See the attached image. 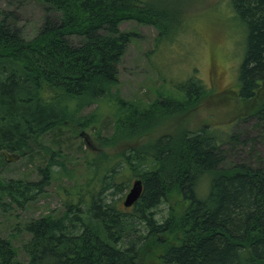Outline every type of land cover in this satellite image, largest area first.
Returning <instances> with one entry per match:
<instances>
[{"label":"trees","instance_id":"16d2710c","mask_svg":"<svg viewBox=\"0 0 264 264\" xmlns=\"http://www.w3.org/2000/svg\"><path fill=\"white\" fill-rule=\"evenodd\" d=\"M36 1L44 16L29 39L11 12L0 18V164L59 126L95 127L98 149L85 151L83 181L59 183L62 212L24 223L25 262L0 235V264H264V0L230 1L244 35L233 123L250 120L245 135L178 119L213 90L194 74L163 78L146 104L120 96L118 64L136 35L120 23L154 25L158 51L181 21L165 24L146 0ZM108 117L110 133L91 126ZM227 150L245 157L228 160ZM58 155H48L39 179H0V201L24 208L52 180L70 179ZM135 178L141 194L126 207Z\"/></svg>","mask_w":264,"mask_h":264},{"label":"rangeland","instance_id":"374dc122","mask_svg":"<svg viewBox=\"0 0 264 264\" xmlns=\"http://www.w3.org/2000/svg\"><path fill=\"white\" fill-rule=\"evenodd\" d=\"M230 1L146 0L151 7L154 6L157 13H165V24L175 26L181 21V25L176 28L175 35L166 41L167 44H160L161 49L156 51L154 40L158 30L154 25L140 23L135 19L120 23L122 30L136 32L118 64L120 96L125 100L146 104L158 97L163 78L169 79L167 82L170 83L194 74L206 87L213 90L198 99L185 118L178 116V119H183L190 129L208 125L240 131L243 135L246 131L249 132L250 120L233 123L236 119L234 111L240 102L234 99L231 89L237 88V69L243 56L241 51L244 35L239 20L233 15ZM5 12H11L7 20L16 25L27 39L37 33L44 16V8L36 0H0V18ZM166 17L170 18L169 22ZM165 95H169L168 91ZM92 108L93 106L86 107L83 112H89ZM68 126L51 129L39 136L25 154L0 164L1 180L39 179V167L44 166L48 155L54 150L59 153L54 158L63 161L73 174L70 179L61 177L62 180H52L24 208H19L11 204L7 197H2L0 202L6 201L9 205L6 209L0 206V235L11 243L16 258L20 261L27 260L22 246L29 234L23 229L24 223L30 218L60 214L64 196L61 185L83 181L87 169L83 163L87 157L85 151L91 150L95 155L98 149V142L93 137L95 127H76L74 134ZM91 126H99L103 134H108L112 131V118H104ZM101 146L104 150L103 145ZM257 146L260 147L259 144L255 147ZM116 150L117 147H114L112 152ZM261 150L264 153V149ZM226 154L228 160L232 161L245 157L240 153L237 156L228 153V150ZM55 168L59 167L55 165ZM161 209L164 213V204Z\"/></svg>","mask_w":264,"mask_h":264},{"label":"water","instance_id":"95a60500","mask_svg":"<svg viewBox=\"0 0 264 264\" xmlns=\"http://www.w3.org/2000/svg\"><path fill=\"white\" fill-rule=\"evenodd\" d=\"M142 190V183L139 178H135L128 190L125 192L124 197L122 199V203L124 206L128 207L133 202L137 200V198L140 196Z\"/></svg>","mask_w":264,"mask_h":264}]
</instances>
